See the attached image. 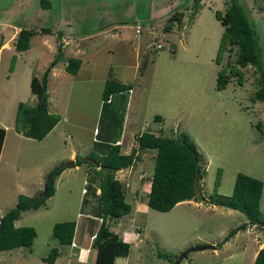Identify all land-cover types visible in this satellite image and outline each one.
Wrapping results in <instances>:
<instances>
[{
	"label": "rangeland",
	"instance_id": "374dc122",
	"mask_svg": "<svg viewBox=\"0 0 264 264\" xmlns=\"http://www.w3.org/2000/svg\"><path fill=\"white\" fill-rule=\"evenodd\" d=\"M235 1L252 23L264 71V0ZM228 2L200 0L192 14V0H46L43 5L40 0H0L4 40L12 26L52 31H37L24 51L15 50L12 40L0 48V126L5 127L0 215L15 204L18 194L41 195L53 168L64 165L53 195L16 219V227L34 228L32 244L0 251V264H49L41 259L51 248L58 251L55 264H93L96 250L90 243L100 223L94 209L97 199L87 196L89 207L84 208L87 166L72 165L88 152L102 155L107 149L95 141L108 138L111 144L119 134L120 152H136L133 162L114 174L131 214L129 220H106L129 246L128 254L114 264H175L184 251L202 244L216 248L191 250L177 264H251L256 244L264 245V226L247 225L223 240L231 228L247 221L238 210L199 199L164 212L147 207L145 189L155 151L139 150L133 139L142 132L168 137L185 133L196 144L205 170L200 194L207 200L229 195L235 174L241 172L261 180L259 211L264 215V104L253 96L259 71L235 63V45L225 44L217 51L223 27L214 12L222 15ZM174 12L182 13L181 24L173 22L166 32L163 26ZM136 24L139 33L134 31ZM58 31L65 39L62 55L50 69L46 89L48 110L58 121L36 140L14 130L16 105H35L29 79L40 78L55 55ZM72 57L80 60L76 74L64 70ZM219 73L227 83L217 90ZM110 79L130 83L132 89L114 95L102 110V88ZM67 220L75 222L69 246L51 236L52 225Z\"/></svg>",
	"mask_w": 264,
	"mask_h": 264
},
{
	"label": "trees",
	"instance_id": "16d2710c",
	"mask_svg": "<svg viewBox=\"0 0 264 264\" xmlns=\"http://www.w3.org/2000/svg\"><path fill=\"white\" fill-rule=\"evenodd\" d=\"M40 1L42 5L46 4V0ZM192 2V14H194L199 8L200 0H192ZM181 15V12L172 13L167 18V24L163 26V30L170 31L173 22L181 24ZM246 15L244 7L235 0H229L222 15L217 11L214 12L215 18L219 20L220 25L223 27V34L220 37L217 51H220L225 44L237 46L235 63L241 67L247 64L252 65L259 71L256 78L257 88L253 96L255 100L264 104V71L259 58V46L252 23ZM37 31L42 34H52L51 29L48 27H42ZM37 31L30 27H19L14 39L15 50H26L30 38ZM61 34L62 32L58 31L56 36L60 39ZM61 46V42H59L55 55L44 68L41 77L37 78L32 75L29 79V91L36 97L35 105L27 106L23 102H18L16 105L13 128L25 137L41 140L58 121V117L48 110L46 89L50 69L61 58ZM79 65L80 60L72 57L65 63L64 70L69 74H75ZM226 83L227 78L219 73L216 77L215 88L219 90ZM130 89V83H121L111 79L106 80L100 98L101 109L105 110L106 106L112 104L114 95L122 91L127 92ZM107 117L111 118V113ZM154 119L158 120V116H154ZM4 133V128L0 127V149ZM118 136L114 137L113 141ZM133 139L139 150L152 149L155 151L146 198L148 208L164 212L170 210L180 201L196 200L192 182L196 177L200 192L199 180L203 177L205 170L200 165L201 155L196 144L188 138V135L180 132L176 137H168L155 135L151 132H142L136 134ZM107 141L108 138L95 141L106 147L105 153L100 155L96 152H88L84 155V159L76 157L75 163L72 165L77 166L84 163L87 166L86 178L83 184L84 196L86 195V197H83L82 205L84 208L89 207L87 196L91 199L95 195L97 199V205H94V209L96 212L99 211V215L96 214V216L100 218V223L90 243L96 250L93 264H113L116 257H125L129 250L128 243L118 238L108 228L106 220L110 218L117 219L130 211V205L124 199L122 185L114 174L116 170L126 168L133 162L134 149L131 148L132 150L129 153H121L119 143L110 142L111 144H109ZM96 163L98 166L95 165ZM63 169V164L53 168L47 177L41 195L18 194L15 204L0 216V251L28 247L32 244L36 236L34 228L31 226L16 227L13 222L23 211L35 210L44 205L45 200L53 195L54 181ZM216 182L217 179H215V184ZM261 192V180L237 172L229 195L210 197L211 204L238 210L247 219L246 222L231 228L224 236V241L232 237L238 230H243L247 225L264 226V215L259 211ZM74 228L75 222L73 220L54 223L51 228V236L59 244L69 246L73 238ZM57 254V248H51L42 260L52 264ZM251 264H264V245L257 250Z\"/></svg>",
	"mask_w": 264,
	"mask_h": 264
},
{
	"label": "crops",
	"instance_id": "0c3cea01",
	"mask_svg": "<svg viewBox=\"0 0 264 264\" xmlns=\"http://www.w3.org/2000/svg\"><path fill=\"white\" fill-rule=\"evenodd\" d=\"M7 26H8V24H7ZM12 27H13V29H12ZM11 27V29H12V33H11V35L8 37V42H11V40H12V43H13V41H14V39H15V35H16V33H17V31L19 30V27L18 26H12ZM63 34V33H62ZM61 34V37H60V42H62L61 40H65L64 39V36ZM33 37H34V35H33ZM10 38V39H9ZM32 38V37H31ZM6 40H4V38L1 36L0 37V48L2 49L4 46H6V45H9L8 43H6L7 42ZM64 42V41H63ZM66 42V41H65ZM13 46V44H10V46ZM62 46H63V44H62ZM79 68H80V65H79ZM79 68H78V70H79ZM78 70H77V72H78ZM76 72V73H77ZM75 73V74H76ZM132 89V88H131ZM131 89L130 90H128L127 91V93H130V91H131ZM126 104H128V101L126 102ZM125 104V105H126ZM127 106V105H126ZM124 117L125 116H123V119H124ZM159 119V118H158ZM1 127V126H0ZM4 130H5V127H4ZM94 131H95V129H94ZM18 133V132H17ZM97 133L98 132H95V134L97 135ZM4 136H5V133H4ZM135 136V135H134ZM134 136H133V138H134ZM120 134H119V136H118V138L114 141V142H111V143H119V145H121V139H120ZM3 140H4V138H3ZM133 144V143H132ZM2 146H3V142H2ZM2 146H1V148H2ZM132 148V147H131ZM134 151H135V149H134ZM136 152V151H135ZM134 152V153H135ZM0 154H1V149H0ZM71 156V155H70ZM116 171H119V170H116ZM115 174H116V172H115ZM149 183V182H148ZM146 190V192H148V190H149V187H148V189L146 188L145 189ZM96 193H98V191H96ZM32 196V195H31ZM185 200H183V201H180V202H184ZM180 202H178V203H180ZM138 203V202H137ZM178 203H176V204H178ZM87 208V207H86ZM130 212V211H129ZM91 213H89L88 215H90ZM92 216V215H91ZM124 216H127V220H129V217L131 216V214H126V215H123V216H121L119 219H121L122 217H124ZM98 219H99V217L98 216H96ZM15 222H16V220H14V226H15ZM130 233H132V232H130ZM74 235V234H73ZM133 237H129V240L130 241H132L131 239H132ZM127 242V241H126ZM263 246V243L261 242V243H257L256 244V247L257 248H255V250L253 251V254H252V256H251V263H252V261H253V259H254V257H255V254H256V252H257V250L259 249V248H261ZM19 248V247H18ZM11 250V249H10ZM4 251V250H3ZM1 253V252H0ZM73 254V253H72ZM58 255V254H57ZM118 258H121V257H116L115 259H114V261L116 260V259H118ZM56 259H57V256L55 257V259H54V261H53V263L52 264H55V261H56ZM41 261L43 262V263H46V262H44L42 259H41ZM114 264V263H113Z\"/></svg>",
	"mask_w": 264,
	"mask_h": 264
},
{
	"label": "water",
	"instance_id": "95a60500",
	"mask_svg": "<svg viewBox=\"0 0 264 264\" xmlns=\"http://www.w3.org/2000/svg\"><path fill=\"white\" fill-rule=\"evenodd\" d=\"M69 164H70V162H69ZM95 165L98 166L97 163ZM192 184H193V192L195 194L196 199H199L201 202H204V203H210L209 200H207L206 198H204L200 194V192L198 190V187H197V179H196V177H194ZM44 188H45V185H44ZM44 188H43V190H44ZM206 248H208V249H214V245H212V244L211 245L210 244L195 245V246L191 247L190 249H187L186 251H184L181 255H179V257H178L177 261L175 262V264H177L178 261L182 257H185L186 254H187V252H189L191 250H201V249H206Z\"/></svg>",
	"mask_w": 264,
	"mask_h": 264
},
{
	"label": "built area",
	"instance_id": "2783aa9c",
	"mask_svg": "<svg viewBox=\"0 0 264 264\" xmlns=\"http://www.w3.org/2000/svg\"><path fill=\"white\" fill-rule=\"evenodd\" d=\"M134 31H135V33H139V31H140V26H139L138 24L135 25V27H134Z\"/></svg>",
	"mask_w": 264,
	"mask_h": 264
},
{
	"label": "clouds",
	"instance_id": "9594fccd",
	"mask_svg": "<svg viewBox=\"0 0 264 264\" xmlns=\"http://www.w3.org/2000/svg\"><path fill=\"white\" fill-rule=\"evenodd\" d=\"M135 27V26H134ZM118 170H120V169H118ZM1 216V215H0ZM100 219V218H99ZM94 236V235H93ZM93 238V237H92Z\"/></svg>",
	"mask_w": 264,
	"mask_h": 264
}]
</instances>
